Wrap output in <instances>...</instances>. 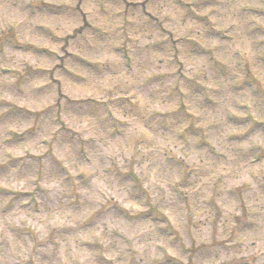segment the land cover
I'll return each instance as SVG.
<instances>
[{"label":"clouds","instance_id":"clouds-1","mask_svg":"<svg viewBox=\"0 0 264 264\" xmlns=\"http://www.w3.org/2000/svg\"><path fill=\"white\" fill-rule=\"evenodd\" d=\"M0 264H264V0H0Z\"/></svg>","mask_w":264,"mask_h":264}]
</instances>
